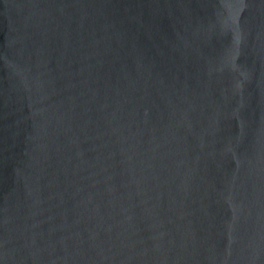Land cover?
I'll return each instance as SVG.
<instances>
[{
	"label": "water",
	"instance_id": "water-1",
	"mask_svg": "<svg viewBox=\"0 0 264 264\" xmlns=\"http://www.w3.org/2000/svg\"><path fill=\"white\" fill-rule=\"evenodd\" d=\"M0 264H264V0H0Z\"/></svg>",
	"mask_w": 264,
	"mask_h": 264
}]
</instances>
